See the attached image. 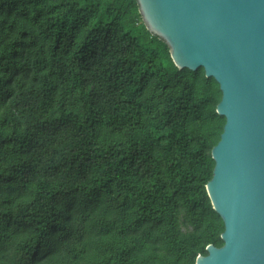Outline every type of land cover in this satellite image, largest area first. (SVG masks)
I'll return each instance as SVG.
<instances>
[{"label": "trees", "instance_id": "obj_1", "mask_svg": "<svg viewBox=\"0 0 264 264\" xmlns=\"http://www.w3.org/2000/svg\"><path fill=\"white\" fill-rule=\"evenodd\" d=\"M140 20L137 0H0V264H196L223 246L206 191L220 86Z\"/></svg>", "mask_w": 264, "mask_h": 264}, {"label": "water", "instance_id": "obj_2", "mask_svg": "<svg viewBox=\"0 0 264 264\" xmlns=\"http://www.w3.org/2000/svg\"><path fill=\"white\" fill-rule=\"evenodd\" d=\"M147 30L178 70L220 86L225 118L206 191L224 223L223 246L196 264H264V0H137Z\"/></svg>", "mask_w": 264, "mask_h": 264}, {"label": "rangeland", "instance_id": "obj_3", "mask_svg": "<svg viewBox=\"0 0 264 264\" xmlns=\"http://www.w3.org/2000/svg\"><path fill=\"white\" fill-rule=\"evenodd\" d=\"M140 24H144L143 19L140 20ZM190 219L191 215L188 212V209L182 204H180L179 214H178V224L180 226L181 232L184 233V235L187 236H193L192 235V229L190 228ZM117 220V216H114L113 221ZM161 232L162 229H157V242L156 246L162 247V238H161Z\"/></svg>", "mask_w": 264, "mask_h": 264}]
</instances>
